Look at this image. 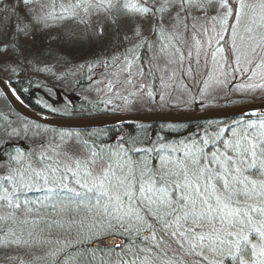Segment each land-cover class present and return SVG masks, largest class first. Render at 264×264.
I'll use <instances>...</instances> for the list:
<instances>
[{"label":"snow or ice","instance_id":"snow-or-ice-1","mask_svg":"<svg viewBox=\"0 0 264 264\" xmlns=\"http://www.w3.org/2000/svg\"><path fill=\"white\" fill-rule=\"evenodd\" d=\"M21 5L29 23L12 25L17 46L48 21L131 22L124 79L114 73L110 89L144 91L159 69L204 89L231 74L249 81L241 91H264V0H18L14 12ZM142 47L154 53L147 65ZM251 117L174 143L66 133L18 150L0 173V264H264V112Z\"/></svg>","mask_w":264,"mask_h":264},{"label":"rangeland","instance_id":"rangeland-1","mask_svg":"<svg viewBox=\"0 0 264 264\" xmlns=\"http://www.w3.org/2000/svg\"><path fill=\"white\" fill-rule=\"evenodd\" d=\"M6 1L18 0H0V4L6 3ZM51 25L53 27H49H51V32L54 33V36L50 39V43L52 42L50 45L54 50L59 49L56 60L50 63L49 57H45L41 65L35 64L36 58L30 57L29 61V64L33 63L35 65L31 68L33 73H31V76L38 75L39 78L42 77L40 79L41 87L38 88L41 95L38 100L42 103L55 106L50 102L56 101L62 106H69L77 99H86L87 101H94L97 107L101 109H106L108 111L113 110V112L118 113L134 112L145 110L146 108H158V110L186 108L194 102L202 106L209 103L220 102L219 104L224 106L248 95H252L248 98L249 100H258L255 99V97L264 96V91H241L238 86L242 83H249V81L240 76H237L236 79H232L230 74L223 85H213L208 89H204L200 77L192 79L190 77L178 76L174 80H169L167 75L162 73L159 69L156 70L155 74L158 80V88L155 91L152 89L150 78L148 77L140 81L141 83L148 84V89L144 91H138L133 88L132 85L128 84H120L110 89L107 85L109 83H115L114 73H117L121 81L124 79L123 75L118 74V69L123 66V54H125L126 47H132V42L128 40L122 41L121 38L125 35L129 37L132 35L131 22L121 20L117 27L106 21L103 17H93L87 25L79 23L78 20L71 19L53 21ZM99 28H103L102 36L97 35V29ZM149 28L150 25L148 23L143 25L145 35L148 37L149 41H152L154 37L149 35ZM101 37H105L109 40L107 46L111 49L110 52L112 54L110 56H107V51L103 50L97 53L94 61V58L90 56L81 57L79 53H83L82 50L74 54L73 58H69L68 55L66 56V53H61L64 52L66 48H70V45L88 44L90 40L95 41L97 38L99 39ZM29 44H32V42ZM95 47L96 46H94V48ZM143 49L147 51L145 58L147 63L142 62L141 59L138 63L147 65L149 57L154 53L150 52L145 47L140 48L138 51H142ZM7 55L10 56H5L0 59V65L2 67H7V71L11 72L14 68L19 66V64H22L15 60L17 58L15 57L16 55L14 56L12 53H8ZM67 57L69 59H67ZM117 57L121 58L120 63L115 62ZM105 62L107 63L106 67L104 66ZM18 70L19 75L20 69L18 68ZM6 72L3 74L4 77L7 76ZM161 76H164L163 83L160 79ZM83 78H87L86 83L83 86L77 84ZM221 79H223V77H221ZM135 82L134 80V83ZM148 90L153 92V97L147 95ZM131 92H135L136 94L131 95ZM161 95L164 97L163 100L160 99ZM2 98L5 99L0 92V173L3 172L4 167L8 164L9 158L14 156L18 150L26 154L27 146L30 148L34 147L35 152H39L42 144L60 143L61 134L67 133L40 126L20 115L19 116L23 119L17 117L16 115L18 114H15L13 110L12 112ZM61 111L66 112L63 109H61ZM142 132L143 131L140 133ZM74 139H76L75 136ZM116 139L117 137L109 139V143L116 144ZM167 142L174 143L173 141ZM8 144L11 145L9 148L12 150V153L10 155H5L4 150L8 147L6 146ZM17 147L20 148L17 149ZM3 148L5 149L2 150ZM31 152L34 151L31 150ZM11 254L15 255L16 253L12 252ZM4 256L5 252L0 251V259H3Z\"/></svg>","mask_w":264,"mask_h":264},{"label":"trees","instance_id":"trees-1","mask_svg":"<svg viewBox=\"0 0 264 264\" xmlns=\"http://www.w3.org/2000/svg\"><path fill=\"white\" fill-rule=\"evenodd\" d=\"M18 1H6V3L0 4V59H2L8 53H12L15 57V60L21 62L24 65L17 66L11 72L7 71V67L0 65V75L4 76L3 74L7 73V79L11 81L13 87L18 92V94L31 106L38 110H47L53 113H63L73 116H87V115H95L101 113H112L113 110H106L97 107L94 101H87L86 99H77L69 106H62L58 102H50L53 103L55 106H51L49 104H45L38 100L41 97L39 93V87H41V78L38 75H32L33 63L29 64L30 57L36 58V62L38 65H41L44 62L45 57H49V62L56 60L58 55L59 49H53L50 45V39L54 36V33L51 32V22L48 21L49 26L48 28L41 27L39 31L35 33L34 38L30 39H21L19 41V45L15 43V37L12 35V25L17 22V16L20 17V25L21 27L24 24L29 23V19L25 14V9L21 5L16 11L14 12V8L16 7ZM26 41V42H24ZM32 42V44H29ZM109 44V40L105 37L97 38L95 41L90 40L88 44H75L70 45V48H66L64 52L66 56L68 55L69 58H73L74 54L79 53L78 51H83V53H79L81 57L90 56L91 58H96L98 52H102L103 50L107 51V56H110L112 53L110 52V48L107 46ZM94 46H96L94 48ZM7 48V51L4 49ZM128 48V47H126ZM20 50L23 51V56L21 55ZM26 57V59H25ZM38 57V58H37ZM67 57V59H69ZM43 59V61H42ZM75 59V58H74ZM141 61L143 62V57H140ZM37 66V65H36ZM18 68L20 69V73L18 75ZM18 70V71H17ZM10 72V73H9ZM16 72V73H14ZM33 74V73H32ZM38 74V73H37ZM87 81V78L81 79L77 84L83 86ZM76 84V85H77ZM150 84L152 89L155 91L158 88V80L157 78L151 77ZM252 95L245 96L242 99L235 100L234 102H230L229 104L239 103L248 101L249 97ZM3 99V98H2ZM255 99H264L263 97H255ZM5 104L10 108L7 101L3 99ZM218 103H209L205 105H201L197 102H194L192 105L187 106L186 108H200V107H215L221 106ZM60 104V106H59ZM61 109L65 110L66 112L61 111ZM148 109H158V108H146ZM13 112V111H12ZM16 114V113H15ZM17 117L21 118L19 115ZM248 118H255L248 115L246 117H242V119ZM23 119V118H21ZM239 118L233 119H223V120H211V121H203V122H194V123H180V124H165V123H155V124H146V125H139V126H123V127H110V128H102V129H95V130H85V131H64V132H73L79 133L78 140L84 141L88 140L91 144L95 141L97 144L102 145H112L113 147L120 142V138L123 137L125 139L136 138L138 141L144 142L147 144L149 141L157 142L162 137L164 141H174V140H185L190 135L194 134L197 130H202L204 128H209V126L215 125H224V124H231L233 121L238 120ZM54 130V129H51ZM211 130V129H210ZM61 131V130H55ZM143 131L142 133H140ZM117 135L116 144L109 143V139L113 138ZM11 146V145H9ZM6 147L2 150L5 151V155H10L12 150ZM138 146H142L139 145ZM20 147H17V149ZM26 154L30 153L31 150L35 152V148L27 147ZM3 151V152H4ZM107 251V249H105ZM101 254L97 252V256L99 257Z\"/></svg>","mask_w":264,"mask_h":264},{"label":"water","instance_id":"water-1","mask_svg":"<svg viewBox=\"0 0 264 264\" xmlns=\"http://www.w3.org/2000/svg\"><path fill=\"white\" fill-rule=\"evenodd\" d=\"M0 91L11 108L21 117L63 130H89L143 124H180L208 120H222L264 112V100L249 101L216 107L145 110L123 113H103L88 116H61L35 109L14 90L11 83L0 75ZM111 244L112 239L106 238ZM97 247H100L98 244Z\"/></svg>","mask_w":264,"mask_h":264},{"label":"bare ground","instance_id":"bare-ground-1","mask_svg":"<svg viewBox=\"0 0 264 264\" xmlns=\"http://www.w3.org/2000/svg\"><path fill=\"white\" fill-rule=\"evenodd\" d=\"M146 48V47H145ZM146 53H147V51H144V49L142 50V51H138V55L141 57H143V62L145 63L146 62V60H145V58H146ZM147 63V62H146ZM258 100H264V99H258ZM249 101H256V100H248V101H244V102H249ZM239 103H243V102H239ZM234 104H237V103H234ZM154 110H158V109H154ZM41 111H44V112H46V113H50V114H55V115H61V116H73V115H68V114H63V113H53V112H50V111H47V110H41ZM139 111H145V110H139ZM134 112H137V111H134ZM112 113H116V112H112ZM118 113H123V112H118ZM102 114V113H101ZM208 121H211V120H208ZM203 122V121H202ZM35 123V122H34ZM36 124H38V123H36ZM166 124V123H165ZM38 125H40V126H43V127H46V128H49V129H54V130H61V131H85V130H63V129H55V128H51V127H47V126H45V125H42V124H38ZM121 127H123V126H121ZM99 129H102V128H99ZM89 130H95V129H89ZM114 137H117V135L116 136H114ZM118 139V138H117ZM116 139V140H117ZM175 141H180V140H174L173 142H175ZM167 142V141H166ZM10 144H8V145H6V146H9Z\"/></svg>","mask_w":264,"mask_h":264}]
</instances>
